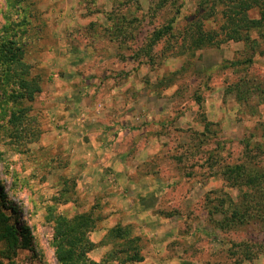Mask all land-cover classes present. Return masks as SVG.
Listing matches in <instances>:
<instances>
[{"label":"rangeland","instance_id":"1","mask_svg":"<svg viewBox=\"0 0 264 264\" xmlns=\"http://www.w3.org/2000/svg\"><path fill=\"white\" fill-rule=\"evenodd\" d=\"M233 6L0 0V28L42 87L23 103L33 140L12 137L0 101V211L34 237L18 264H59L57 222L76 215L96 262L264 264L262 205L247 196L264 193L252 181L264 178V24L228 38Z\"/></svg>","mask_w":264,"mask_h":264},{"label":"trees","instance_id":"2","mask_svg":"<svg viewBox=\"0 0 264 264\" xmlns=\"http://www.w3.org/2000/svg\"><path fill=\"white\" fill-rule=\"evenodd\" d=\"M234 6L228 14V29L227 35L230 39L247 40L249 39L250 30L260 29L264 24V0H231ZM8 5L16 7L17 2H8ZM252 6H258L261 10L259 18L249 17L247 9ZM236 8V10H235ZM155 31L153 40H158L164 34L169 33L171 26ZM167 27L170 30H165ZM12 34L5 27L0 28V101L4 103L12 102V111L8 120L11 127L12 137L22 140L25 137H30L33 140L36 136L34 131L28 128L26 120L28 118V107L23 103L32 101L36 94L42 89L40 81L36 77H31L29 64L24 59V49L18 44L17 39L12 38ZM211 40V39H210ZM209 40V41H210ZM203 41V40H201ZM242 164L235 165L232 170L235 174H229V181H238L240 168ZM256 184L262 185L263 179L259 181L252 178ZM260 190V187H258ZM256 200L262 205L261 217L264 220V193L255 195H247ZM5 209H8L6 197H0ZM236 215H240V211H236ZM55 228L54 244L56 246V257L59 264H110L107 259L102 263L92 260L88 256V252L93 249L94 243L85 235L83 225L85 216H75L71 220L60 218ZM0 241L5 246L0 251L2 258L7 259V264H18L13 257L17 255L20 249H28L34 251V237L30 226H28L18 214L17 210L12 209V212L0 211ZM133 240L129 241L132 244ZM111 254L108 253L107 258ZM136 259L135 255L131 260ZM2 264V260H0Z\"/></svg>","mask_w":264,"mask_h":264}]
</instances>
